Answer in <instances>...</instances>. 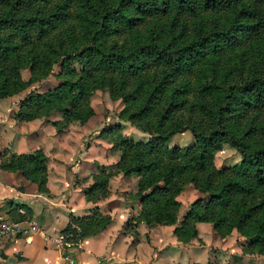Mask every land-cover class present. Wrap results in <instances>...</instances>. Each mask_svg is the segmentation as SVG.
<instances>
[{
  "label": "trees",
  "instance_id": "obj_1",
  "mask_svg": "<svg viewBox=\"0 0 264 264\" xmlns=\"http://www.w3.org/2000/svg\"><path fill=\"white\" fill-rule=\"evenodd\" d=\"M67 1L47 11L38 0H0V60H17L7 73L0 67V96L25 86L17 72L21 61L32 70L50 55H62L63 64L75 59L79 69L70 68L60 84L25 94L19 117L56 110L60 125L83 122L92 113L89 94L107 88L123 104L120 118L150 134L144 141L120 133L111 139L120 149L116 169L137 176L140 207L131 220L173 224L175 195L191 182L205 197L192 200L172 229L178 240L196 237L194 222L208 221L217 232L235 228L248 248L264 253V0ZM186 129L191 144L167 145L172 134ZM223 142L239 160L217 168L213 153ZM45 159L36 148L11 153L0 167L19 170L48 194ZM107 175L89 188L103 187ZM94 208L67 213L61 230L75 239L96 234L110 217ZM23 211L10 216L30 215Z\"/></svg>",
  "mask_w": 264,
  "mask_h": 264
},
{
  "label": "rangeland",
  "instance_id": "obj_2",
  "mask_svg": "<svg viewBox=\"0 0 264 264\" xmlns=\"http://www.w3.org/2000/svg\"><path fill=\"white\" fill-rule=\"evenodd\" d=\"M62 2L64 0H38L37 4L41 9L51 11ZM67 2L66 0V4ZM162 19V16L156 17L158 22ZM1 31L10 33L7 27H2ZM24 50L25 46L18 47L19 52L23 53ZM15 63L17 64V60L1 59L0 67L7 73L9 67L12 69ZM79 67L78 62L72 58L67 60V64H63L62 55H50L47 63L32 70L29 62L21 61L18 64L17 72L20 79L26 81L25 86L14 93L0 96V164L6 162L11 153H27L39 148L46 157V180L49 178L52 188L55 189V193L45 195L52 197L54 201L59 198L63 200L62 197L74 193L72 188L78 186L79 190L74 193V198L81 194L84 198L85 191L87 196L95 197L91 202L111 207L115 212L119 209L117 202L128 206L129 210L135 209L138 212L140 206L135 195L137 176L126 175L116 169L120 149L112 146L111 139L115 133H120L134 141H144L150 134L120 118L123 104L119 97H111L107 88L93 89L88 97L92 113L83 122L70 120L60 125L62 118L56 110L38 114L30 119H22L18 115L20 101L26 93L51 90L61 83V78L69 73L70 68L78 70ZM235 123L240 126L243 119H236ZM109 127H112L111 130L107 129ZM193 141L192 134L186 129L172 134L166 143L168 146H185ZM238 160L239 153L226 142L214 151L212 158L213 165L217 168L230 166ZM15 171L20 173L19 170ZM106 173L108 175L103 187L100 185L97 188H89L95 178L102 174L106 176ZM197 197L205 195L203 196L191 182H184L181 190L175 195L179 205L173 224L163 226L148 225L143 221L135 223L131 216L137 212L131 211L128 213L130 216L119 225L108 222V225L105 224L101 229L106 230V234L97 236V241L101 244L93 243L91 239L83 246L84 251L70 252L72 264H83L81 260H85V264H97L96 255L103 252L102 247L109 250L114 248L120 264H264V253L248 248L246 238L233 227L227 232H217L210 222L195 221L197 236L187 242L178 240L172 229L179 225V221L185 217L189 203ZM94 207L101 216L107 214L100 211L97 204L84 214L92 212ZM63 211L66 214L71 213L68 209ZM127 220L129 222L124 224ZM85 248L91 251L88 252ZM133 250L138 255L139 263L135 257H131ZM117 257H113L110 263H104L113 264Z\"/></svg>",
  "mask_w": 264,
  "mask_h": 264
},
{
  "label": "crops",
  "instance_id": "obj_3",
  "mask_svg": "<svg viewBox=\"0 0 264 264\" xmlns=\"http://www.w3.org/2000/svg\"><path fill=\"white\" fill-rule=\"evenodd\" d=\"M46 187L49 193H55V189L52 188L49 178L46 180ZM67 188L68 187H66V190ZM77 190H79L78 186L72 188L74 193ZM74 193L71 192L69 196L62 197L63 200L59 198V200L54 201L52 197L39 192L35 183L24 178L21 173L0 169V216H10L16 209L17 211L18 209H27L30 215L39 220L42 229L50 234L54 233L58 229H61L65 225L67 221V215L64 213L65 211H63L65 209L70 210L73 215L79 216L84 214V212H88L94 204H97L100 211L109 214V224L115 222L116 225H119L127 219L129 211L135 213L137 212L135 209L129 210L128 206L123 205L122 203L118 204V202L117 205L119 209L115 212L111 207H106L98 202L93 203L90 200H85L82 194L74 198ZM64 204L68 207H65ZM40 216L48 219L44 220ZM150 229H154V227H150ZM105 232L106 230H100L94 235L81 238L79 249H75V251L83 250V246L91 239L93 243L101 244L97 241V236L101 233L106 234ZM151 234L152 233L150 232V235ZM102 249L103 252L96 255L97 264L110 263L113 257H117V255L115 256L114 248L109 250L106 247H102ZM85 250L88 252L91 251L89 248H85ZM137 256L138 255L135 254V251L133 250L131 257H135V260L139 263L140 260ZM116 259L117 260L114 261L113 264H120L118 261L119 258L117 257ZM0 262L1 264L73 263V261L72 263H68L65 259H63L60 251L54 247L51 242L43 241L38 234H32L28 237L6 239L0 245ZM85 262V260H81V263L85 264Z\"/></svg>",
  "mask_w": 264,
  "mask_h": 264
},
{
  "label": "built area",
  "instance_id": "obj_4",
  "mask_svg": "<svg viewBox=\"0 0 264 264\" xmlns=\"http://www.w3.org/2000/svg\"><path fill=\"white\" fill-rule=\"evenodd\" d=\"M23 213V209H18ZM38 234L43 241H49L59 251L63 259L72 263L71 251L79 248L81 239H75L70 231L61 229L50 234L42 229L39 220L33 216L26 215L22 218H12L11 216H0V245L6 240L16 237H28Z\"/></svg>",
  "mask_w": 264,
  "mask_h": 264
}]
</instances>
